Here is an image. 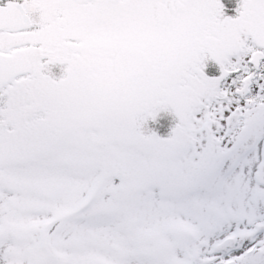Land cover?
<instances>
[{"label":"snow or ice","instance_id":"6c2138e0","mask_svg":"<svg viewBox=\"0 0 264 264\" xmlns=\"http://www.w3.org/2000/svg\"><path fill=\"white\" fill-rule=\"evenodd\" d=\"M0 264H264V0H0Z\"/></svg>","mask_w":264,"mask_h":264}]
</instances>
